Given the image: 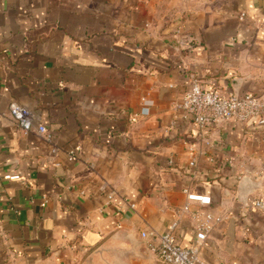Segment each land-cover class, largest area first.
Segmentation results:
<instances>
[{"label": "crops", "instance_id": "obj_1", "mask_svg": "<svg viewBox=\"0 0 264 264\" xmlns=\"http://www.w3.org/2000/svg\"><path fill=\"white\" fill-rule=\"evenodd\" d=\"M192 74L264 99V0H0V264H152L142 231L195 242L185 189L223 216L205 264H264L242 203L264 192V128L201 131L177 106Z\"/></svg>", "mask_w": 264, "mask_h": 264}, {"label": "built area", "instance_id": "obj_2", "mask_svg": "<svg viewBox=\"0 0 264 264\" xmlns=\"http://www.w3.org/2000/svg\"><path fill=\"white\" fill-rule=\"evenodd\" d=\"M179 35L182 30L178 29ZM143 114L149 113V107L153 105L151 99L144 100ZM185 112L201 131L222 122H243L254 123L257 128H264V99L261 95L247 92L243 95H236L218 86H207L196 75H191L190 88L184 94L177 105ZM9 114L20 127L24 134L34 130V114L31 110L12 102L9 107ZM38 133H44L46 127L38 125ZM53 151H56L54 149ZM189 151L194 154L195 147L190 145ZM71 157L75 158V151L71 150ZM171 162V161H170ZM196 159L193 156L189 164L194 166ZM7 179H20L19 174L6 175ZM187 194L186 202L179 209V213L188 214L195 221L196 235L195 242L190 246H183L176 241L175 231L179 225L173 221L169 229L164 233H157L155 230L146 229L141 236L147 241V248L152 251L156 260L152 264H205L201 257L200 249L205 240L217 223L223 220V216L216 215L210 211L199 212L194 210V205L208 208L212 205L211 196L203 193L191 192L185 189ZM134 207V205H132ZM245 207L264 214V192L248 200Z\"/></svg>", "mask_w": 264, "mask_h": 264}, {"label": "water", "instance_id": "obj_3", "mask_svg": "<svg viewBox=\"0 0 264 264\" xmlns=\"http://www.w3.org/2000/svg\"><path fill=\"white\" fill-rule=\"evenodd\" d=\"M236 95H243V94H241V93H239V92H234ZM245 94V93H244ZM248 200H249V197H247V196H244L243 198H242V203L244 204V205H247V203H248Z\"/></svg>", "mask_w": 264, "mask_h": 264}]
</instances>
